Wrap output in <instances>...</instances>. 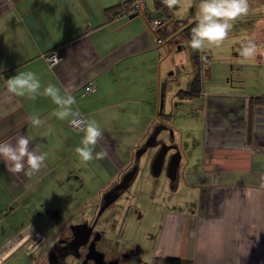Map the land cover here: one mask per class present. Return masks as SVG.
I'll use <instances>...</instances> for the list:
<instances>
[{
  "label": "crops",
  "instance_id": "1",
  "mask_svg": "<svg viewBox=\"0 0 264 264\" xmlns=\"http://www.w3.org/2000/svg\"><path fill=\"white\" fill-rule=\"evenodd\" d=\"M127 1L0 0V142L25 134L47 153L46 167L31 178L8 172L0 161V264H48L47 244L95 215L102 195L134 166L135 151L156 125L167 123L176 100L200 123L201 155L186 156L187 165L178 168L182 183L171 185L181 195L164 214L153 259L264 264V106L248 110L249 97L264 96V25L250 26L255 60L242 63L240 50L235 53L247 68L226 78L229 88L205 85L211 77L205 58L200 92L181 97L196 73L186 41L168 27V40L157 43L140 8L106 18L105 9ZM139 1L151 8L150 0ZM169 39L174 45L162 51ZM178 39L184 47L177 52ZM54 49L59 57L49 65L45 56ZM176 62L187 68L184 74H174ZM18 71H33L43 85L75 96L74 108L104 129L97 151L106 149L108 157L81 163L74 149L83 133L55 117L49 97L33 101L7 92L5 79ZM88 82L94 90L86 93ZM33 114L44 121L38 130L30 126ZM189 194L196 198L189 201Z\"/></svg>",
  "mask_w": 264,
  "mask_h": 264
},
{
  "label": "rangeland",
  "instance_id": "2",
  "mask_svg": "<svg viewBox=\"0 0 264 264\" xmlns=\"http://www.w3.org/2000/svg\"><path fill=\"white\" fill-rule=\"evenodd\" d=\"M150 3L152 2L147 1L148 7L152 6ZM198 3L199 0H179V3L170 9L173 18L183 22H196ZM262 21H264V0H250L249 14L234 24L223 45L209 46L204 52H200V55L206 58L205 64L211 75L205 82L206 86L215 90H220L222 86L229 88L230 84L226 78L232 80L237 69L247 68V66H239V62L234 59L235 53L240 50L237 43L251 36L250 32H255L256 28L250 26H254L255 23L264 25ZM177 41L178 52L184 47V43L180 39ZM169 44L174 45L172 42L165 43L162 51L168 49ZM183 54L186 55L187 52ZM175 64L177 67V70L173 71L175 75L186 72L187 68L183 64L177 62ZM189 109L187 104L176 100L173 107L166 110L167 114H171L166 123L171 126L169 128L171 133L170 130H162L157 136L158 145L148 148L138 159H133L132 164L137 166V171L132 183L95 219L93 227L95 248L102 258V264H153L155 240L164 214L175 206V200L181 195L179 188L176 189L177 194L172 188L175 184L179 187L182 179L178 176L174 185H171L172 181L167 176V162L172 151L166 154L157 176L151 173V162L161 144L177 146L180 151L182 149L185 152L186 155L181 157L180 170L187 165L186 156H191V159L195 160L200 159V123H192ZM194 198L196 195L195 197L188 195L189 201ZM178 205L181 206L183 203ZM96 213L97 211L95 215ZM80 255L76 259L68 258V264H85L83 261L86 255L83 250Z\"/></svg>",
  "mask_w": 264,
  "mask_h": 264
},
{
  "label": "clouds",
  "instance_id": "3",
  "mask_svg": "<svg viewBox=\"0 0 264 264\" xmlns=\"http://www.w3.org/2000/svg\"><path fill=\"white\" fill-rule=\"evenodd\" d=\"M169 9L174 8L179 0H162ZM250 11V0H199L195 26L191 28L188 41L194 51L204 52L207 47H220L228 38L234 24L246 17ZM239 55L241 62L253 61L258 55V45L254 37L241 44ZM205 59V57H201ZM7 92L15 97H27L36 100L38 96L49 97L56 110L57 119L67 120L72 128L83 133L79 146L74 151L79 161L85 165L104 160L108 157L106 149L97 151L103 139L104 129L95 118H84L74 108L76 97L69 93H61V89L53 83L46 86L33 71H18L14 76L5 79ZM7 115V112H5ZM30 126L40 129L44 121L37 114L30 116ZM47 153L31 146V137L17 134L13 139L0 142V161H3L8 172L23 174L31 178L46 167Z\"/></svg>",
  "mask_w": 264,
  "mask_h": 264
},
{
  "label": "water",
  "instance_id": "4",
  "mask_svg": "<svg viewBox=\"0 0 264 264\" xmlns=\"http://www.w3.org/2000/svg\"><path fill=\"white\" fill-rule=\"evenodd\" d=\"M163 27L155 31L151 30V32L154 36H156L157 33L163 29ZM162 130H170L171 133V129H169L168 125L160 122L154 127L153 131L144 143L135 151V159H138L141 155H143L148 148L158 145L157 136ZM171 150H174V152L171 153L167 162V176L171 181H175L182 156L177 146H170L166 144H161L159 146L151 162V173L153 176L159 175L165 156ZM136 171V165L131 167L126 173H124V175H122L118 183L102 195V202L98 207L95 219L119 197L122 191L126 190L130 186L131 181L135 177ZM94 225L95 222H93L92 225H88V223L84 222L71 226L70 231L72 239L69 241L59 239L54 242L47 253L48 264H55V261H57L56 264H62V258L67 255H72L75 258L80 257L79 248L87 243ZM36 245L37 243H34L31 248H34Z\"/></svg>",
  "mask_w": 264,
  "mask_h": 264
},
{
  "label": "trees",
  "instance_id": "5",
  "mask_svg": "<svg viewBox=\"0 0 264 264\" xmlns=\"http://www.w3.org/2000/svg\"><path fill=\"white\" fill-rule=\"evenodd\" d=\"M150 1L152 2V6L151 8H147V7L144 8V15L147 16L149 19L161 18V19H164L165 21L163 29L157 33V35L155 36V39L159 40V43L165 42L168 40L170 36L168 34V27L169 28L171 27L173 30H175V32L178 33L177 35L181 39L186 41L187 46H188L190 62L192 63L196 71L192 79V83L190 87L188 88V90L187 91L181 90L177 95L181 97L196 96L200 92V78H199L198 70H199L200 63L202 62V59H201L200 51L192 50L188 44V41L191 38V28L195 26V22L190 23L187 21L183 22L180 20H176L173 18V14L171 10L163 4L162 0H150ZM134 2L135 0H131V1L122 3L121 5H118L116 7L105 9L104 12H105L106 18L109 19L112 17H116L117 15L122 13L125 9H129L134 4ZM167 22H169V24H167ZM172 40L173 39H169V42H172ZM53 51H55V49L46 53V56L52 53ZM46 62L49 65L53 64V63L52 64L49 63L47 60ZM256 106H264V96H252L248 98L249 113H251L253 111V108ZM158 115L163 116L164 114L159 113ZM153 264H190V261L175 258V257H165V258L155 257L153 259Z\"/></svg>",
  "mask_w": 264,
  "mask_h": 264
},
{
  "label": "flooded vegetation",
  "instance_id": "6",
  "mask_svg": "<svg viewBox=\"0 0 264 264\" xmlns=\"http://www.w3.org/2000/svg\"><path fill=\"white\" fill-rule=\"evenodd\" d=\"M161 122H163V121H161ZM171 151L174 152V150H171ZM93 222H96L95 216L91 220L86 221V223H88V225H92ZM60 239H63V240H66V241L71 240L72 239L71 231H70V233L68 235H66L65 237L60 238ZM94 240H95L94 239V231H93V228H92V231H91V234H90V237H89L87 243L84 246L79 248V254L81 253V250H83L84 255H86L84 257L85 260L83 261V263H85V264H102V258L99 255V253H97V251H96L95 241ZM56 241H54V242H56ZM54 242H52L49 245H47V247H46L47 248L46 249V257H47V253H48L50 247L54 244ZM68 258L76 259L72 255H67V256L62 258V264H68V262H67ZM87 258H90V259H87ZM56 262L57 261H55V264H56Z\"/></svg>",
  "mask_w": 264,
  "mask_h": 264
},
{
  "label": "built area",
  "instance_id": "7",
  "mask_svg": "<svg viewBox=\"0 0 264 264\" xmlns=\"http://www.w3.org/2000/svg\"><path fill=\"white\" fill-rule=\"evenodd\" d=\"M141 10V16L142 18L144 19V21H146L147 23V26L150 30H157L161 27L164 26V19H161V18H156V19H149L147 16L144 15V8L145 7H142L141 4H140V1L137 0L134 2V4L129 8V9H125L122 13L120 14H123L125 15L127 12H131L132 9H139ZM156 42L159 43V40L156 39ZM58 53L56 51H53L52 53H50L49 55H47L45 58L46 60L49 62V63H55L58 59ZM94 90V86L91 82H88L85 86V91L86 92H92ZM70 127H72L70 125Z\"/></svg>",
  "mask_w": 264,
  "mask_h": 264
}]
</instances>
